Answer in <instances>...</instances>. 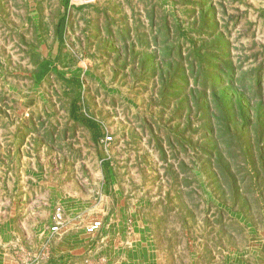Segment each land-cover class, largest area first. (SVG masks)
I'll return each mask as SVG.
<instances>
[{
  "label": "rangeland",
  "instance_id": "obj_1",
  "mask_svg": "<svg viewBox=\"0 0 264 264\" xmlns=\"http://www.w3.org/2000/svg\"><path fill=\"white\" fill-rule=\"evenodd\" d=\"M0 205L7 264H264V0H0Z\"/></svg>",
  "mask_w": 264,
  "mask_h": 264
},
{
  "label": "crops",
  "instance_id": "obj_2",
  "mask_svg": "<svg viewBox=\"0 0 264 264\" xmlns=\"http://www.w3.org/2000/svg\"><path fill=\"white\" fill-rule=\"evenodd\" d=\"M75 116V115H74ZM76 118V117H75ZM71 197V196H70ZM70 197H67L66 198V195L65 197H63L64 199H67L65 201V211L66 213L69 215H76V214H73L72 212H75L73 211L72 209L73 208H70V206L74 205L75 206V209H79V211H81L82 209H84L86 207V203H85V195L84 196H79L77 200H71ZM32 200V199H31ZM36 203H38V201H35ZM34 203V202H33ZM33 206H35V209L32 208V214H35L38 212V205L36 204H33ZM5 210H7L6 207L0 205V246L1 245H6L8 240H9V237L7 236V233L8 230L12 229L11 228V225H9V223L5 222V221H2V216L7 213ZM35 210V211H34ZM35 212V213H34ZM71 218V217H70ZM79 222H72L71 220H68V227H64L63 229L61 228V231L60 233H53L51 230V228H53L54 224L53 223H50V227L48 228H45L44 226H41V229L39 227H36L38 230H46V229H49V233L50 234H58L59 237H54L52 238L51 242L53 241V244L54 245H64V246H67V247H77V246H80L81 242L82 241V238H83V235L85 234V229L83 228V226H80L78 224ZM78 224V225H77ZM42 239V241L44 240L43 237H39ZM27 239L26 236L23 237V240ZM25 244H28L26 241H23ZM74 245H77V246H74ZM0 264H7V259H6V256L5 255H2V253L0 252Z\"/></svg>",
  "mask_w": 264,
  "mask_h": 264
},
{
  "label": "built area",
  "instance_id": "obj_3",
  "mask_svg": "<svg viewBox=\"0 0 264 264\" xmlns=\"http://www.w3.org/2000/svg\"><path fill=\"white\" fill-rule=\"evenodd\" d=\"M99 227V224H96L92 229L91 231H93L94 229L98 228ZM54 230H57V228H55Z\"/></svg>",
  "mask_w": 264,
  "mask_h": 264
}]
</instances>
